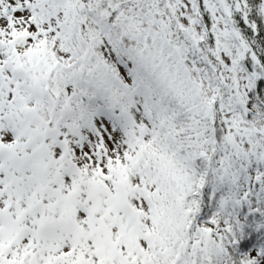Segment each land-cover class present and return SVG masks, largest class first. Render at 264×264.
<instances>
[{
  "label": "snow or ice",
  "instance_id": "6c2138e0",
  "mask_svg": "<svg viewBox=\"0 0 264 264\" xmlns=\"http://www.w3.org/2000/svg\"><path fill=\"white\" fill-rule=\"evenodd\" d=\"M0 264H264V0H0Z\"/></svg>",
  "mask_w": 264,
  "mask_h": 264
}]
</instances>
